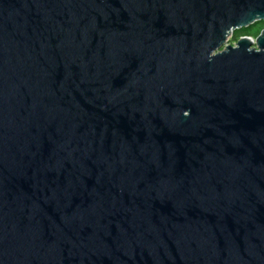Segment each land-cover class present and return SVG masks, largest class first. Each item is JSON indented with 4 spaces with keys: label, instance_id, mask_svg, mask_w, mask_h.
Here are the masks:
<instances>
[{
    "label": "water",
    "instance_id": "1",
    "mask_svg": "<svg viewBox=\"0 0 264 264\" xmlns=\"http://www.w3.org/2000/svg\"><path fill=\"white\" fill-rule=\"evenodd\" d=\"M264 0H0V264H264Z\"/></svg>",
    "mask_w": 264,
    "mask_h": 264
},
{
    "label": "trees",
    "instance_id": "2",
    "mask_svg": "<svg viewBox=\"0 0 264 264\" xmlns=\"http://www.w3.org/2000/svg\"><path fill=\"white\" fill-rule=\"evenodd\" d=\"M263 28H264V21H259L247 28H243L239 31H236L234 34V39L237 41L239 37L243 35H249V36L256 37Z\"/></svg>",
    "mask_w": 264,
    "mask_h": 264
},
{
    "label": "rangeland",
    "instance_id": "3",
    "mask_svg": "<svg viewBox=\"0 0 264 264\" xmlns=\"http://www.w3.org/2000/svg\"><path fill=\"white\" fill-rule=\"evenodd\" d=\"M234 34H235V32L231 34V37H230V38H231V43L234 42V41H236V40L234 39ZM253 37H254V36H253ZM239 38H240V37H239ZM237 41H238V40H237Z\"/></svg>",
    "mask_w": 264,
    "mask_h": 264
},
{
    "label": "flooded vegetation",
    "instance_id": "4",
    "mask_svg": "<svg viewBox=\"0 0 264 264\" xmlns=\"http://www.w3.org/2000/svg\"><path fill=\"white\" fill-rule=\"evenodd\" d=\"M234 42H236V41H234Z\"/></svg>",
    "mask_w": 264,
    "mask_h": 264
}]
</instances>
